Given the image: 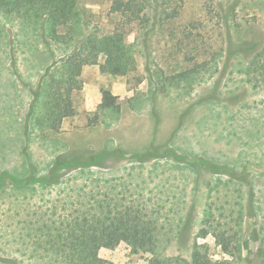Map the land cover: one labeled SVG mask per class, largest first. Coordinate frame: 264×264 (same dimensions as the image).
Listing matches in <instances>:
<instances>
[{
    "label": "rangeland",
    "instance_id": "1",
    "mask_svg": "<svg viewBox=\"0 0 264 264\" xmlns=\"http://www.w3.org/2000/svg\"><path fill=\"white\" fill-rule=\"evenodd\" d=\"M78 1L86 34L113 31V0ZM145 13V30L126 28L136 72L104 74L103 59L85 66L75 117L59 132L31 125L27 137L32 94L73 48L0 18L8 30L0 36V175L25 180L36 168L46 178V185L19 190L4 177L0 264H61L33 252L27 233L52 210L65 214L69 203L107 191L144 204L162 230L155 254L134 253L126 240L103 242L98 254L106 264H148L155 255L190 262L195 243L214 260L264 264V90L245 73L264 51V0H155ZM102 89L117 96L119 113L98 110ZM105 150L111 154L98 166L83 167ZM176 154L178 162L170 158ZM58 158L80 168L53 172ZM239 217L243 246L230 255L227 239L239 237Z\"/></svg>",
    "mask_w": 264,
    "mask_h": 264
},
{
    "label": "trees",
    "instance_id": "2",
    "mask_svg": "<svg viewBox=\"0 0 264 264\" xmlns=\"http://www.w3.org/2000/svg\"><path fill=\"white\" fill-rule=\"evenodd\" d=\"M154 2L155 0H113L110 13L118 18V23L111 33L99 35L95 32L86 34L84 11L78 0H0V18L19 19L38 32L43 42L50 39L55 44L70 45L73 48L68 57L47 69L37 91L32 94L33 101L25 125L26 137L31 125L59 132L65 120L75 117L73 95L82 90L81 75L85 66L99 64L103 59L100 70L104 74L128 77L136 72V52L127 41L129 32L126 28L137 24L139 29L145 30L150 22L145 10ZM168 14V19L177 16V13ZM7 33L6 27L0 24V36ZM80 38L82 39L79 41ZM245 73L249 83L264 90V51L252 56ZM101 92L102 102L98 110L119 113L121 105L117 96L109 89H102ZM98 118L96 115L90 123H97ZM110 154L109 150H105L83 167L98 166V161ZM177 156L176 154L170 158L178 162ZM183 162L186 164V161ZM80 164H65L58 158L53 164V172H60L69 165L76 167L73 168L76 170L80 168ZM31 169L33 176L25 180L17 175L2 173L0 189L5 185L6 175L14 188L19 190L35 184L46 185V178L38 177L36 168ZM69 204L70 212L58 215L54 209L45 219L40 218L42 222H37L33 235L27 233L26 236L32 237L36 244L33 252L61 261V264H106L98 254L103 242L118 244L126 240L134 253H156L162 229L159 228L158 218L148 214L146 206L141 202L128 200L123 195L112 196L107 191L99 195L90 193L76 203ZM236 222L240 234L239 237L237 232L228 236L227 252L230 255L243 246V218L239 217ZM201 235L207 237V230L203 229ZM221 235L224 237L226 233ZM211 256L205 245L195 243L190 262L181 257L155 255L148 264H232L228 260H214Z\"/></svg>",
    "mask_w": 264,
    "mask_h": 264
},
{
    "label": "crops",
    "instance_id": "3",
    "mask_svg": "<svg viewBox=\"0 0 264 264\" xmlns=\"http://www.w3.org/2000/svg\"><path fill=\"white\" fill-rule=\"evenodd\" d=\"M101 102H102V99H101ZM101 102H100V103H101Z\"/></svg>",
    "mask_w": 264,
    "mask_h": 264
}]
</instances>
